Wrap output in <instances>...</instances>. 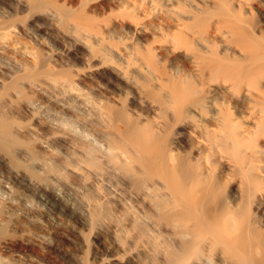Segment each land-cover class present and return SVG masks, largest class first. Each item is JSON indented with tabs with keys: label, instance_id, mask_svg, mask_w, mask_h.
Listing matches in <instances>:
<instances>
[{
	"label": "bare ground",
	"instance_id": "1",
	"mask_svg": "<svg viewBox=\"0 0 264 264\" xmlns=\"http://www.w3.org/2000/svg\"><path fill=\"white\" fill-rule=\"evenodd\" d=\"M3 99L0 264H264V0H0Z\"/></svg>",
	"mask_w": 264,
	"mask_h": 264
},
{
	"label": "rangeland",
	"instance_id": "2",
	"mask_svg": "<svg viewBox=\"0 0 264 264\" xmlns=\"http://www.w3.org/2000/svg\"><path fill=\"white\" fill-rule=\"evenodd\" d=\"M18 38V37H17ZM16 38V39H17ZM19 38H22V37H19ZM15 39V38H14ZM15 39V40H16ZM9 41V40H8ZM12 41H13V39H12ZM19 41L20 42H18L17 40H16V42H17V47L19 46V47H22V48H27V47H30L31 45H30V43H26L27 41L26 40H22V39H19ZM8 43H11L12 44V42L10 41V42H8ZM13 44H15V43H13ZM12 44V45H13ZM29 44V45H28ZM7 46H8V48H6L5 50L6 51H4V53L5 54H7L8 56H10V57H15V59H18V60H21V57L20 56H17V54H14L13 52H14V50H13V48L11 47V45L10 44H7ZM10 46V47H9ZM24 46H27V47H24ZM32 47V46H31ZM30 47V48H31ZM11 50V51H10ZM13 50V51H12ZM15 52H17V51H15ZM4 104H5V100L3 99V100H1L0 101V105L2 106V107H4ZM4 215V212L2 211L1 213H0V238H2V237H6V236H9V235H11L12 233H11V231H10V225H9V223H5V222H2V221H5V216H3ZM2 220V221H1ZM4 225H3V224ZM7 224V225H6ZM10 231V232H9Z\"/></svg>",
	"mask_w": 264,
	"mask_h": 264
}]
</instances>
